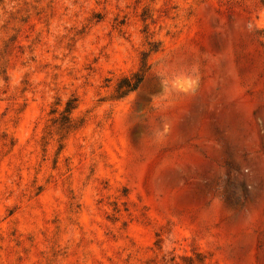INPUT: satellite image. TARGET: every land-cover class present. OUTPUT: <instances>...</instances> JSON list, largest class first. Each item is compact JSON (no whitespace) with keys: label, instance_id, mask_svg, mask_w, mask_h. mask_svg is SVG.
Here are the masks:
<instances>
[{"label":"rangeland","instance_id":"1","mask_svg":"<svg viewBox=\"0 0 264 264\" xmlns=\"http://www.w3.org/2000/svg\"><path fill=\"white\" fill-rule=\"evenodd\" d=\"M0 264H264V0H0Z\"/></svg>","mask_w":264,"mask_h":264},{"label":"trees","instance_id":"2","mask_svg":"<svg viewBox=\"0 0 264 264\" xmlns=\"http://www.w3.org/2000/svg\"><path fill=\"white\" fill-rule=\"evenodd\" d=\"M73 107H74V105H73L72 103H69V102H68V103L66 104V109H65V111L70 112V110L73 109Z\"/></svg>","mask_w":264,"mask_h":264}]
</instances>
